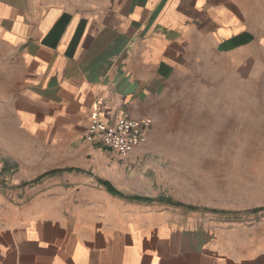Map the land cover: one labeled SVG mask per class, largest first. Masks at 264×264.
<instances>
[{
	"label": "crops",
	"instance_id": "0c3cea01",
	"mask_svg": "<svg viewBox=\"0 0 264 264\" xmlns=\"http://www.w3.org/2000/svg\"><path fill=\"white\" fill-rule=\"evenodd\" d=\"M221 58L264 73V0H0V264H264V212L171 199L144 145L85 141Z\"/></svg>",
	"mask_w": 264,
	"mask_h": 264
},
{
	"label": "rangeland",
	"instance_id": "374dc122",
	"mask_svg": "<svg viewBox=\"0 0 264 264\" xmlns=\"http://www.w3.org/2000/svg\"><path fill=\"white\" fill-rule=\"evenodd\" d=\"M228 63L214 59L180 80L138 163L171 199L250 218L264 212H254L264 207V73L244 78Z\"/></svg>",
	"mask_w": 264,
	"mask_h": 264
},
{
	"label": "built area",
	"instance_id": "2783aa9c",
	"mask_svg": "<svg viewBox=\"0 0 264 264\" xmlns=\"http://www.w3.org/2000/svg\"><path fill=\"white\" fill-rule=\"evenodd\" d=\"M151 123L148 118L132 117L107 122L96 113L86 132L85 141L109 149L120 157H125L133 149L147 143Z\"/></svg>",
	"mask_w": 264,
	"mask_h": 264
},
{
	"label": "trees",
	"instance_id": "16d2710c",
	"mask_svg": "<svg viewBox=\"0 0 264 264\" xmlns=\"http://www.w3.org/2000/svg\"><path fill=\"white\" fill-rule=\"evenodd\" d=\"M261 210H264V207L256 208V209H254V212H258V211H261Z\"/></svg>",
	"mask_w": 264,
	"mask_h": 264
},
{
	"label": "bare ground",
	"instance_id": "6f19581e",
	"mask_svg": "<svg viewBox=\"0 0 264 264\" xmlns=\"http://www.w3.org/2000/svg\"><path fill=\"white\" fill-rule=\"evenodd\" d=\"M157 52V51H156ZM161 52V51H160ZM158 54V53H157Z\"/></svg>",
	"mask_w": 264,
	"mask_h": 264
}]
</instances>
